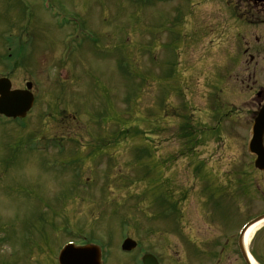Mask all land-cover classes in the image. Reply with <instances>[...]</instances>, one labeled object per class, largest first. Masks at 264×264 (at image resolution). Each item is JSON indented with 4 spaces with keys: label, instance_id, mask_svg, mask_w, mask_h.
Wrapping results in <instances>:
<instances>
[{
    "label": "rangeland",
    "instance_id": "374dc122",
    "mask_svg": "<svg viewBox=\"0 0 264 264\" xmlns=\"http://www.w3.org/2000/svg\"><path fill=\"white\" fill-rule=\"evenodd\" d=\"M233 20L216 0H0V77L35 95L22 123L0 117V264L71 239L109 264H215L214 242L248 216H216L199 167L228 201L260 106Z\"/></svg>",
    "mask_w": 264,
    "mask_h": 264
},
{
    "label": "flooded vegetation",
    "instance_id": "af4514ba",
    "mask_svg": "<svg viewBox=\"0 0 264 264\" xmlns=\"http://www.w3.org/2000/svg\"><path fill=\"white\" fill-rule=\"evenodd\" d=\"M228 4L233 6L234 13L239 17V20L235 23V28L237 29V35H239L245 46L242 49L241 57L246 61V68L249 70L247 74L248 86L251 90L256 89V94L262 105L264 104V0H229ZM235 7H238L241 11H236ZM252 66L253 71H251ZM242 153H244L243 158L247 164L239 167V177L231 179L230 184L234 187L229 200L223 202L221 198H218L219 195L214 194L211 199H207V205L214 206L217 216L223 211L222 209L226 208V204L228 208L226 212L229 215L242 213L248 216L244 222H249L264 214V190L261 191L262 188L264 189V133L261 147H256L255 151L248 156L245 152ZM257 163L262 168L257 167ZM246 169L250 170L246 171ZM252 186H255L258 190L257 193H247L249 188L252 189ZM242 206H244L243 209ZM253 208H256L257 211L250 214ZM238 234L233 240L226 239L222 241L219 238L217 241L214 240L212 247L217 248V250L213 252V256H209L211 260L215 264H221L222 260H227L230 255L235 254L237 257L233 260V264L236 260L239 264H251L250 260L252 258L256 261V264H264V225L260 226L246 242L247 256H243L240 252ZM257 248L259 251L256 250ZM47 254L46 251H43L42 258L49 259L50 256H47ZM37 261L38 264L39 262L42 264H57L54 260ZM102 264H109V260H102Z\"/></svg>",
    "mask_w": 264,
    "mask_h": 264
},
{
    "label": "water",
    "instance_id": "95a60500",
    "mask_svg": "<svg viewBox=\"0 0 264 264\" xmlns=\"http://www.w3.org/2000/svg\"><path fill=\"white\" fill-rule=\"evenodd\" d=\"M8 78L0 79V113L8 117H25L34 104V96L30 92L32 83H27L25 90H12ZM264 112V111H263ZM263 116L258 120L262 122ZM136 242L127 239L123 245L124 249L131 250ZM61 264H86L88 260H99V252L91 250L90 247L74 248L69 246L60 257ZM144 264H158L157 259L150 254L144 256Z\"/></svg>",
    "mask_w": 264,
    "mask_h": 264
},
{
    "label": "bare ground",
    "instance_id": "6f19581e",
    "mask_svg": "<svg viewBox=\"0 0 264 264\" xmlns=\"http://www.w3.org/2000/svg\"><path fill=\"white\" fill-rule=\"evenodd\" d=\"M255 230V226H252L248 232L245 234V240L249 238V236L252 234V232Z\"/></svg>",
    "mask_w": 264,
    "mask_h": 264
}]
</instances>
